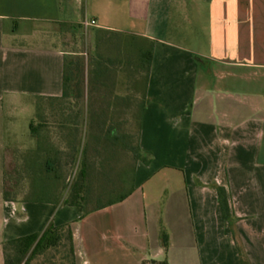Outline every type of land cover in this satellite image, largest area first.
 Wrapping results in <instances>:
<instances>
[{
	"label": "crops",
	"instance_id": "obj_1",
	"mask_svg": "<svg viewBox=\"0 0 264 264\" xmlns=\"http://www.w3.org/2000/svg\"><path fill=\"white\" fill-rule=\"evenodd\" d=\"M81 1L75 23L62 0H0V264L5 241L65 224L77 264H107L117 255L106 244L122 246V218L92 228L104 237L83 245L76 224L122 205L141 233L133 264H240L234 233L249 264H264V0ZM187 3H196L197 19ZM83 21L96 24L84 27L85 107L49 106L40 122L21 123L26 103L62 99L65 60L70 68L67 52L51 44L58 32L44 26ZM136 113L135 148L149 164L134 159L116 188L128 185L127 198L86 216L64 204L67 195L58 204L25 202L36 190L26 179L31 162L73 160L76 114L85 115V163L120 161L119 117ZM3 192L16 196L5 201Z\"/></svg>",
	"mask_w": 264,
	"mask_h": 264
},
{
	"label": "rangeland",
	"instance_id": "obj_2",
	"mask_svg": "<svg viewBox=\"0 0 264 264\" xmlns=\"http://www.w3.org/2000/svg\"><path fill=\"white\" fill-rule=\"evenodd\" d=\"M65 3L67 7H71V12L74 16L71 18L75 23L83 17L84 4L83 1L79 0L74 2V5H69L67 0H62V6L64 7ZM189 15L192 13L197 19V8L195 9L194 5L196 3H187ZM201 7V13L206 15L208 11V5L206 3H199ZM73 7V8H72ZM33 28L34 25H31ZM45 30L58 32V37L51 44L58 45L67 52V61L70 63L69 72L71 73L73 82H72V94L74 97L60 99V100H39L33 103H26L25 111L20 115L21 123H28L30 120L34 119L37 116L42 108L49 106H79L85 107V86L86 90L87 83L85 84V52H88L89 45H85V28L77 24H72L69 26H49L45 27ZM137 72H139V85H143L145 79L146 69L145 66H138ZM139 90V89H138ZM141 90V89H140ZM37 108V109H36ZM37 110V111H36ZM36 114V115H35ZM85 115H78L74 118L75 131L73 132V138L71 140V146L73 148V160L76 161L74 168L72 170V176L69 178L68 185L70 183V188L63 190L62 194L64 196L68 195L73 186L78 183L79 171L81 166L86 165L87 177L85 180V194L87 198L84 205H81L79 213L80 216L95 207L99 203L104 204L109 196L106 194L108 190H113V195H110L111 198L118 197L117 189L119 185H122L120 182L122 177H126L128 174V169L133 168L135 164V140L138 131V120L139 113L136 114H121L120 115V144H121V160L117 162H98V161H85L82 160V153L84 145L86 144L85 140ZM117 121V119H116ZM97 143V141H94ZM97 150V149H96ZM97 155V154H96ZM91 157V156H90ZM96 157V156H94ZM131 159V161H130ZM139 165L143 164L142 161L137 162ZM77 182V183H76ZM72 183V184H71ZM115 186V188H114ZM117 188V189H116ZM129 186L127 185L122 189V192L127 190ZM116 191V192H115ZM121 192V193H122ZM130 209L128 206H116L110 210L99 213L94 216L91 224H86L78 222L76 224L77 234L81 237L82 245L85 242L93 243L94 238H98L104 235H100L98 230L92 228H100L101 225L105 227H110L111 220L115 217L122 218V246L119 247L118 244L115 246L110 245L108 242L106 244L109 255H112L116 252V257H108L106 259L107 264H133L131 260L134 255L138 252L136 249L137 244L140 241V229L138 225L131 226L128 224ZM91 227V228H90ZM150 228V227H149ZM162 237V235H161ZM133 244V246H132ZM237 248V246H236ZM237 253L239 257V262L241 261V254L237 248ZM31 264H71V260L68 257L67 250L60 248L58 251H51L45 253L41 256L35 258Z\"/></svg>",
	"mask_w": 264,
	"mask_h": 264
},
{
	"label": "trees",
	"instance_id": "obj_3",
	"mask_svg": "<svg viewBox=\"0 0 264 264\" xmlns=\"http://www.w3.org/2000/svg\"><path fill=\"white\" fill-rule=\"evenodd\" d=\"M150 50L148 49L147 54L145 55V67L147 69L150 62ZM72 76L68 71L66 60H65V69L63 76V95L62 98H72L74 95L72 94ZM76 114L75 116H78ZM37 122H40L41 116L38 114L36 116ZM31 135L32 137H36L34 134L38 132L39 129L36 128V132L34 131V127L31 124ZM40 128V127H38ZM37 141L38 137L36 138ZM44 150V148H43ZM135 160L142 161L144 165L149 164V161L146 159V155L143 156L139 151V148H135ZM72 153H74L72 148ZM76 161L74 160H49L43 159L41 162L33 161L30 164L31 169L35 170L30 173V176L27 177V181L31 184V186H36V190H33L31 193H28L25 197V202L32 203H46V204H58L63 199L64 195L62 194L63 190H67L70 188L67 184L69 178L72 176V170L74 168V164ZM87 177L86 173V165L85 171L84 167L81 166L79 171V178L77 185L75 184L73 188L68 193L66 199L63 201L65 205L76 207L80 210L81 205L85 204L87 194H85V180ZM122 184L126 183L125 177H122ZM72 184V183H71ZM112 190H108L106 194L109 196L108 200L101 204L98 201V204L91 208L90 210H86L83 216L87 214L105 208L107 206H111L113 204L119 203L127 198L130 194L129 192H122L118 194V197L111 198L110 195H113ZM218 201L220 206L221 215L225 220H229L231 218V209L229 206L228 195L224 189H217ZM16 196L13 194L12 197L9 193L3 192V198L5 201H10ZM86 206V204H85ZM234 241L235 245L239 250V254L241 257L240 264H249L245 254L243 247L236 233H234ZM161 242L163 248L166 250L168 247V238L165 234L161 237ZM60 248H64L67 250L68 257L71 260V264H77L76 255H75V247L73 243V233L72 227L70 224H65L61 226H53L49 225L43 232L34 233L24 237L7 240L2 244L3 258L4 264H31V262L45 253L51 251H58ZM141 264H168L166 260H145Z\"/></svg>",
	"mask_w": 264,
	"mask_h": 264
},
{
	"label": "built area",
	"instance_id": "obj_4",
	"mask_svg": "<svg viewBox=\"0 0 264 264\" xmlns=\"http://www.w3.org/2000/svg\"><path fill=\"white\" fill-rule=\"evenodd\" d=\"M96 24H95V22L94 21H83L82 23H81V26H83V27H89V26H95Z\"/></svg>",
	"mask_w": 264,
	"mask_h": 264
}]
</instances>
